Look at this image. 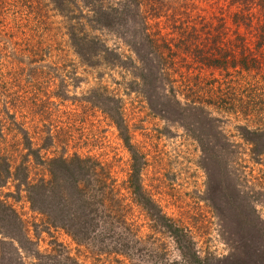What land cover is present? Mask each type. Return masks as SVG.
<instances>
[{
    "label": "trees",
    "instance_id": "16d2710c",
    "mask_svg": "<svg viewBox=\"0 0 264 264\" xmlns=\"http://www.w3.org/2000/svg\"><path fill=\"white\" fill-rule=\"evenodd\" d=\"M226 5L235 8L230 17L236 27L234 43H244V37L237 31L239 27H248L254 18L251 7L258 11L256 23L252 24L256 38L264 39V0H226ZM197 6L194 0H0V143L4 142L6 131L16 129V113L22 119L42 123L29 124L33 127L31 133L22 127L25 121L19 123L22 135L12 137L8 146L0 145V235L7 234L8 243L18 256L22 247L8 233L14 229L20 234L23 229L16 210L7 201L14 194L23 196L42 215L47 227L61 229L74 240L87 236L97 241L123 236L127 239L129 226L123 208L112 205V198L117 195L113 192L117 190L107 162L101 163L97 156L76 150L65 149L66 153L60 154L56 149L49 151L59 135L74 148H101L103 129L114 128L120 146L130 156L126 188L141 206L150 202L157 208L145 194L140 179L142 153L132 141L122 94L132 91L140 94L148 108L166 121L179 118L181 112L179 120L195 118L202 112L205 113L202 120L210 121L212 116L207 107L223 93L221 80L215 77L208 80L200 71L194 72L193 63L222 70L224 76L228 70H234L238 73L236 78L241 77L243 91L259 87L258 76L251 72L256 66L252 54L242 51L236 59L229 51L214 49L215 53H207L203 48L201 39L210 37L212 46L224 42V21L219 19L211 34L208 22L196 13ZM43 9L50 12L46 13L49 17L41 14ZM61 44H67L86 67L100 66L105 74L116 69L121 81H114L117 85L112 87L96 82L76 94L80 76L71 68L58 71L61 66L57 53ZM121 72L127 74L125 80ZM259 78L264 79V75ZM68 87H72L71 94L67 93ZM217 92L220 94L216 95ZM52 98L68 100V106L56 114L64 127L53 122V111L48 107ZM220 109L227 113L236 109L242 114L249 111L240 105ZM47 118L49 122H44ZM96 118V132L88 141H74L65 130L75 122L80 130L85 122ZM255 130H264V125ZM37 137L39 141H47L38 145ZM214 144L198 140L196 148L207 157L213 154L215 146L223 148L221 143ZM62 145L67 147L65 143ZM6 185L12 189L3 191ZM165 226L173 237H187L185 227L171 222ZM3 228L6 233H2ZM124 246L123 243L121 247L104 248L124 254ZM263 254L262 248L247 241L231 247V253L219 264H264ZM193 255L202 261L194 249Z\"/></svg>",
    "mask_w": 264,
    "mask_h": 264
},
{
    "label": "rangeland",
    "instance_id": "374dc122",
    "mask_svg": "<svg viewBox=\"0 0 264 264\" xmlns=\"http://www.w3.org/2000/svg\"><path fill=\"white\" fill-rule=\"evenodd\" d=\"M194 1L198 5L196 13L208 22L211 34L218 20L224 21L222 36L225 43L218 42L216 48L209 37L201 39L203 48L207 53H215L214 49L229 51L236 59L242 51L252 54L256 66L251 68V72L258 76L259 87L243 91L241 77L236 78L238 73L234 70H228L224 76L222 70L193 63L196 67L194 72L200 71L208 80L214 77L221 80L220 91L223 93L217 92L216 95L220 96L214 97L207 107L212 116L210 121L202 120L205 115L202 112L195 118L179 120L183 116L181 112L179 118L166 121L148 108L140 94L134 91L122 94L132 141L142 153L139 158L140 179L145 194L157 208L150 202L141 206L126 188L130 156L120 146L114 128L103 129L100 139L104 145L101 148H74L72 144L67 145L64 136L59 135L56 144H50L49 151L56 149L60 154L66 153L65 149L68 152L76 150L97 156L101 163L107 162L114 190L118 191L113 192L117 195L112 198V205L123 208L129 226L127 239L123 236L97 241L87 236L74 240L61 229L47 227L42 215L23 196L14 194L7 201L12 203L23 229L20 234L14 229L8 233L18 239L22 250L18 249V256L10 247V239L5 237L7 234L0 235L3 241H7H0V264H204V261L219 264L231 253V247L247 241L248 244L253 241V246L264 251V130H255L264 125V79L259 78L264 75V39L256 38L253 26L258 11L251 7L254 18L249 28H238L237 32L244 37L243 45H238L233 38L236 27L230 22L235 8L228 7L226 0ZM46 13L50 12L41 10V14L49 17ZM57 56L60 73L71 68L80 76L76 94L96 82L112 87L117 85L114 81H121L116 69L105 74L100 66L97 69L82 65L67 44H61ZM122 75L124 80L128 77L126 73ZM70 88L68 94L72 92ZM67 101L52 98V102H48L49 111L54 115L53 122L62 127L65 124L57 121L56 114L68 106ZM230 105L244 106L249 111L242 114L236 109L227 113L220 109H229ZM15 117L17 130L11 127L6 131L0 145L8 146L12 137L15 139L22 135L19 123L25 121L22 127L29 133L33 129L29 124H42L36 119H22L18 113ZM44 122H49L48 118ZM75 124L66 126L67 133L74 141H88L96 129L97 118L93 122H85L80 130ZM98 127L102 128V125ZM39 140L37 137L38 145L47 141ZM198 140L214 141V145L221 143L223 148L215 146L213 154L205 157L196 148ZM8 187L6 185L3 191L12 189ZM170 222L187 229L191 244L186 236L173 237L168 233L165 225ZM2 233H6L5 229ZM123 243L126 245L124 254H115L104 248L108 245L121 247ZM188 243L189 247H185ZM193 249L201 262L194 258Z\"/></svg>",
    "mask_w": 264,
    "mask_h": 264
}]
</instances>
